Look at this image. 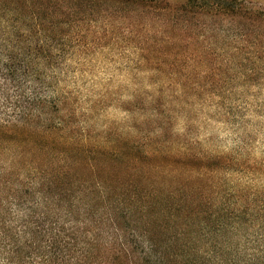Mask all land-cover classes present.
<instances>
[{
    "label": "trees",
    "instance_id": "1",
    "mask_svg": "<svg viewBox=\"0 0 264 264\" xmlns=\"http://www.w3.org/2000/svg\"><path fill=\"white\" fill-rule=\"evenodd\" d=\"M198 1L0 0V264H264V217L231 212L186 170L159 164V151L88 146L72 114L61 115V75L99 45L88 34L100 22L135 16L127 42L138 37L135 20L158 21L163 45L138 48L160 67L177 62L172 35L189 33L197 15L251 17L264 32V11Z\"/></svg>",
    "mask_w": 264,
    "mask_h": 264
},
{
    "label": "rangeland",
    "instance_id": "2",
    "mask_svg": "<svg viewBox=\"0 0 264 264\" xmlns=\"http://www.w3.org/2000/svg\"><path fill=\"white\" fill-rule=\"evenodd\" d=\"M215 1L205 0L210 8ZM238 1L264 11V0ZM215 14L197 15L189 33L175 29L179 50L169 67L146 63L138 48L155 54L163 45L169 35L158 21L135 20L138 37L127 42L123 27L135 16L100 22L88 34L99 45L69 58L61 75V115L72 114L71 127L88 146L127 153L130 141L135 153L159 151V164L186 170L231 212L264 217V32L254 18L227 22ZM106 24L111 32L103 31Z\"/></svg>",
    "mask_w": 264,
    "mask_h": 264
}]
</instances>
